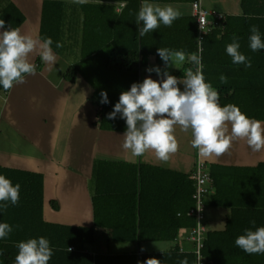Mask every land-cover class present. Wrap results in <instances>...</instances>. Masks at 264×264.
Here are the masks:
<instances>
[{
	"label": "trees",
	"instance_id": "obj_1",
	"mask_svg": "<svg viewBox=\"0 0 264 264\" xmlns=\"http://www.w3.org/2000/svg\"><path fill=\"white\" fill-rule=\"evenodd\" d=\"M68 1L77 7L83 33L78 61L66 69L63 78L74 83L80 76L92 88L93 99L99 102L96 114L101 131L124 133L126 124L119 115L107 118L121 92L140 82V71L149 58L164 66L157 48L197 52L196 20L179 17L170 27L160 25L141 37L136 17L143 0H43L38 38L50 37L56 55H61L56 43L62 44ZM196 1L149 0L161 4ZM118 3L124 6L116 12ZM239 7L241 16L225 17L220 29L202 39L203 73L218 91L221 105H237L247 116L264 121V50L252 52L248 47L251 25H257L264 34V0H239ZM0 19L12 28L24 23V16L9 2L0 4ZM233 34L240 38V51L251 58L250 68L233 64L226 54L225 47L232 42ZM221 75L227 77V83H221ZM101 91L107 93L108 104L100 103ZM0 92L7 91L0 88ZM207 170L213 193L204 200V207L226 209L229 216L222 230H209L204 235L201 255L206 264H264V254L249 255L234 244L244 229L255 230L250 221H255V227L264 226V163L255 168L209 166ZM0 174L21 186L18 204H9L0 214V222L13 227L9 237L0 241L2 264H15L17 243L40 236L48 238L54 249L49 264H144L150 258L161 264H180L185 259L188 264L196 263L191 251L180 252L178 246L162 253L138 251L143 243H172L180 231L195 226L194 218L188 216L193 207L190 174L143 163L94 161L90 177L93 224L89 227L44 221L42 175L3 167ZM50 206L57 210L55 202L51 201ZM96 228L107 231L106 247L132 244L136 250L123 254L96 251ZM71 247L75 252L68 251Z\"/></svg>",
	"mask_w": 264,
	"mask_h": 264
},
{
	"label": "crops",
	"instance_id": "obj_2",
	"mask_svg": "<svg viewBox=\"0 0 264 264\" xmlns=\"http://www.w3.org/2000/svg\"><path fill=\"white\" fill-rule=\"evenodd\" d=\"M5 2L13 4L24 16L21 32L38 38L43 0H0L2 5ZM196 2L203 10L224 17L241 16L239 0H197ZM119 4H116V12L121 10ZM142 4L140 3L139 10ZM155 4L161 7L171 5L180 11V17H192L191 4ZM65 12L61 55H56L57 62L53 65L54 68L49 69L39 55L32 54L31 60L37 65L36 72L28 75L24 83L15 85L7 92H0V167L42 175L44 221L89 227L92 225V216L84 213L77 217L72 213L70 219L64 220L67 221L66 223L54 221L56 218L63 221L59 216L62 208H71L78 214L81 207H76L77 201L71 198V202L66 201L67 206L64 207L63 198H69L71 194L64 193L65 187L52 185L49 187L47 180L51 179V176L58 180L60 176H66L68 182H76L79 179L82 184L83 179H90L94 161L138 164L147 158L149 163L143 164L190 174L194 169L198 152L191 146V131H182L179 125L175 127L178 150L181 153L180 150L183 149L186 157L183 151L176 155L177 150L166 162L158 160L151 150L142 157H133L122 147L123 133L101 131L98 128L99 119L96 111L99 102L93 99L92 88L80 76L76 77L74 83H68L63 78L66 69L78 61L79 42L83 33L82 19L76 6L70 3ZM187 65L190 64L185 62L166 70L183 80L186 72L184 68H187ZM154 66L160 67L162 72L165 70V67L158 65L154 58H149L146 67L140 71V82L149 75L154 80L158 79L155 72H146L147 68ZM180 87L182 89L183 86ZM201 159L207 168L209 166L255 168L264 163V150L254 152L247 146L246 141L241 139L236 141L225 154L219 157L201 156ZM47 196H49L46 201L48 205L50 206L52 201L57 208L56 211L53 209L54 213H49L47 216L52 221L46 217ZM84 200L88 201V208L92 211L90 196ZM227 212L229 216V211ZM180 233L181 231L178 238ZM177 240L172 243L178 242ZM175 246H178L179 251L181 249L188 252L177 243Z\"/></svg>",
	"mask_w": 264,
	"mask_h": 264
},
{
	"label": "clouds",
	"instance_id": "obj_3",
	"mask_svg": "<svg viewBox=\"0 0 264 264\" xmlns=\"http://www.w3.org/2000/svg\"><path fill=\"white\" fill-rule=\"evenodd\" d=\"M79 2L86 3L87 0ZM180 15V11L171 5L161 7L143 0L136 17V23L141 25L140 36L155 31L160 25L170 27ZM249 31V49L252 52L264 50V34L259 27L251 25ZM231 39L232 42L225 47L226 54L233 64L250 68L251 58L240 51V38L233 34ZM197 40L198 50L194 53H187L184 49L157 48L165 70L162 72L156 66L147 68L146 72H155L158 79L154 80L149 75L142 82L132 83L128 90L121 92L118 102L108 113L109 120L119 115L125 121L122 147L133 157H142L151 150L158 160L166 162L178 150L177 125L182 131H191V146L205 158L225 154L241 139L254 152L264 150V121L247 116L237 105L220 104L218 91L206 81L203 73L204 41ZM52 45L50 37L40 39L25 35L20 28H12L10 24L6 26L4 19H0V88L8 91L36 72L32 54L39 55L49 69L54 68L57 56ZM56 47L60 48L62 44L57 42ZM185 62L193 67L186 70L183 80L166 70ZM220 81L228 82L224 75L220 76ZM179 85L183 86L182 89ZM100 97V103H109L106 92L101 91ZM20 188L19 183L13 184L0 174V214L9 204H18ZM250 223L255 230L244 229L234 244L246 254H264V226L255 227L254 220ZM12 231L11 225L0 222V241L6 240ZM16 247L15 264H49L54 255L49 239L44 236L28 238L17 243ZM3 254L0 250V257ZM144 264H161V261L150 258ZM180 264H188V261L182 260Z\"/></svg>",
	"mask_w": 264,
	"mask_h": 264
},
{
	"label": "rangeland",
	"instance_id": "obj_4",
	"mask_svg": "<svg viewBox=\"0 0 264 264\" xmlns=\"http://www.w3.org/2000/svg\"><path fill=\"white\" fill-rule=\"evenodd\" d=\"M68 2L71 3V1H68ZM77 2H79V1H77ZM73 6H74V4H73ZM187 69L188 68H186V70ZM180 86L181 85H179V87ZM180 151H181V153L183 151L184 157H186L184 150L181 149ZM181 153L178 150L176 155H179ZM145 162L149 163L148 158L145 160H142V163H145ZM168 167H171V166H168ZM164 168H166V166H164ZM50 178L51 179L47 180L49 187H51V185L55 186V187H59V188L65 187L64 193L66 195L71 194V196L69 198H63L64 207L67 206L66 201L71 202V199L77 201L76 207H79V206L81 207L80 213H78V214H77V212L75 213V211H72L71 208L70 209H68L67 207L65 209L62 208L60 210L61 213L59 214V216L63 219V221H61L58 218L54 219V221L60 222V223H66L67 221H64V220L70 219V215H72V213H73L74 217H77V215L79 216V214H82V213H84L85 215L88 214L89 216L90 215L93 216L92 211H90L88 208V201L85 202V200H84L86 197H89V196L91 199V191H90L91 182H90L89 178H86V180L83 179L82 184H81L79 179L76 182H73V181L68 182L66 180V176H60L59 180L53 178V176H51ZM48 197L49 196H47V198L45 200V210H46V214H47L46 217L48 216L49 213L50 214L54 213L53 209L46 202V201H48ZM82 209L84 210L83 212H82ZM227 218H228V212L226 209L206 208L204 210L203 224H204V227L207 231H209V230H221V229H223V227H224L223 225H224L225 220ZM48 219H50V218H48ZM50 220L52 221V219H50ZM92 224H93V220H92ZM95 232H96V243H95L94 249L96 251H99L100 253L123 254V253H131V252H134L136 250L135 246L132 244H109L108 247H106L105 244H106V239L108 237L107 231L104 229L96 228ZM185 236H186V233L182 231L180 233L178 240H177L178 242H176V243L179 246H181L182 248H185L186 250L191 251L193 249V246L190 243L185 241ZM176 243H170V242H167V243H165V242L164 243L163 242L143 243L139 246L138 251H140L141 253H148V254H150V253H162V252L168 251L169 249H171V247L173 248V246H175Z\"/></svg>",
	"mask_w": 264,
	"mask_h": 264
},
{
	"label": "built area",
	"instance_id": "obj_5",
	"mask_svg": "<svg viewBox=\"0 0 264 264\" xmlns=\"http://www.w3.org/2000/svg\"><path fill=\"white\" fill-rule=\"evenodd\" d=\"M123 6L124 4H121L119 8L121 9ZM191 9L192 17L196 20L197 39L202 40L213 30L221 28L225 18L223 15L203 10L198 2L192 3ZM35 66L37 67V65ZM189 179L193 182V193L191 196L193 207L189 210L188 216L194 218L195 226L189 230H185V241L193 246L191 252L196 257L195 264H206V260L201 255L204 235L207 231L203 224L204 210L206 209L204 207V200L213 193V187L207 166L204 164L199 154H197L195 166ZM69 249V252H75L74 248L71 247ZM180 252L183 251L180 249Z\"/></svg>",
	"mask_w": 264,
	"mask_h": 264
}]
</instances>
